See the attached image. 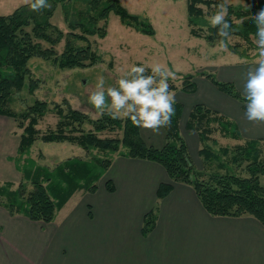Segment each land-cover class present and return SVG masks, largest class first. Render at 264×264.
Segmentation results:
<instances>
[{
    "label": "trees",
    "instance_id": "trees-1",
    "mask_svg": "<svg viewBox=\"0 0 264 264\" xmlns=\"http://www.w3.org/2000/svg\"><path fill=\"white\" fill-rule=\"evenodd\" d=\"M49 9L30 11L23 3L8 14H0V115L12 117L22 128L17 143L16 156L27 159L26 153L38 138L43 141H67L87 151L88 157L69 156L54 167L46 169L37 165L24 170L17 185L11 180L0 183V204L9 213H23L32 220L51 221L56 211L78 190L95 191L97 181L104 174L112 157L121 154L144 158L161 164L170 182L159 183L157 198L165 196L173 182L192 185L203 207L212 215L240 216L249 214L264 226V137H242L236 122L219 111L196 103L189 111L185 127L195 130L200 144L199 155L207 167L197 168L188 151L187 143L180 133L179 119L182 104L173 105L175 115L171 125L165 128L166 140L160 147L148 144L140 135L139 128L126 118L112 119L107 114L92 119L81 110L73 108L64 100L63 106L55 104L53 111L57 120L53 127L40 130L37 127L41 117L48 110V103L36 99L21 112L10 108L11 93L20 89L26 78L30 91L38 85L28 67L32 56H40L60 67L87 66L101 60L100 54L89 40L90 35L102 38L107 34V18L114 11L122 24L147 35H154L151 21L137 13L130 12L120 0H47ZM61 2L63 19L68 31L63 32L51 22L58 3ZM223 0H186L187 25L193 36L203 37L209 43L220 40L217 29L205 19L204 9L213 8ZM264 8V0H244L243 3H228V21L232 24L231 36H239L248 43L240 54L248 56L250 47L256 48L251 36L256 35L255 14ZM214 12L216 11L215 8ZM102 20V25L98 24ZM30 26V29L26 27ZM208 31L205 32L204 28ZM49 43L42 47L36 40ZM64 39L63 48L57 53L55 45ZM77 41H83L78 43ZM230 50L237 52L234 45ZM207 77L218 89L238 99L246 109V99L232 81L219 80L212 72H197ZM146 74H151L149 68ZM194 73L180 74L179 84L169 83V90L181 89L193 92L196 83ZM84 123L91 127L84 128ZM120 131V135L101 136L103 131ZM219 132L223 137L240 141L231 147L220 146L214 151L208 144L214 140L212 134ZM222 155L224 157H222ZM217 159L216 168L212 159ZM45 171L46 175H44ZM23 178L25 181H23ZM46 179L47 181H45ZM31 188L28 189L26 182ZM109 191L114 190L111 180H106ZM155 204L143 218L142 231H150L156 220Z\"/></svg>",
    "mask_w": 264,
    "mask_h": 264
},
{
    "label": "crops",
    "instance_id": "crops-1",
    "mask_svg": "<svg viewBox=\"0 0 264 264\" xmlns=\"http://www.w3.org/2000/svg\"><path fill=\"white\" fill-rule=\"evenodd\" d=\"M230 51L231 61H225L223 53L215 65L207 67L219 80L232 81L243 94L246 74L256 62L251 61L252 55ZM205 69L193 72V92L170 90L182 104L179 129L194 159L199 155L200 140L185 123L196 103L234 120L242 137H264V122L247 120L238 99L197 73ZM8 130L11 132V127ZM139 133L156 147L166 140L165 128L159 134L139 128ZM18 139L19 135L17 143ZM16 150L17 144L7 156ZM6 162L16 169L13 161V166L11 160ZM108 179L113 191L106 187ZM170 181L158 162L115 154L96 190L75 191L51 221L12 214L0 204V264H264V226L257 218L212 215L192 185L184 182H173L168 193L158 199L159 183ZM155 204V224L144 233V215Z\"/></svg>",
    "mask_w": 264,
    "mask_h": 264
},
{
    "label": "rangeland",
    "instance_id": "rangeland-1",
    "mask_svg": "<svg viewBox=\"0 0 264 264\" xmlns=\"http://www.w3.org/2000/svg\"><path fill=\"white\" fill-rule=\"evenodd\" d=\"M120 2L130 12L148 17L156 33L147 35L125 26L121 23L118 15L111 10L107 18V34L102 38L97 35L88 36L92 48L97 50L101 60L87 66L60 67L52 59H45L40 56L30 57L27 65L32 76L39 80L38 85L33 91H30L26 78L20 89L12 91L8 102L10 108L16 112H21L36 99L45 100L48 103V110L37 124L40 130L54 126L58 117L53 108L55 104L66 106L64 100L73 108L85 112L88 117L96 119L100 115L88 103V96L95 89L98 78L101 76L104 78L106 90L109 86H117V80L133 65L143 66L161 63L176 73L175 80L170 79L168 82L179 84L180 76L178 74L193 73L200 68H206L205 70L210 71L207 66L215 65L214 62L223 53V59L227 62L231 61L233 55L228 50L230 49L229 46L234 45L238 53L247 48L248 43L235 35L226 41L227 48L225 50L218 48L219 40L211 44L203 37L191 35L186 21V0H120ZM228 2L240 4L244 0H228ZM23 3L25 0H0V14H8ZM214 13L213 8H207L205 15L211 16ZM169 19H171V23L168 22ZM50 20L63 32L69 30L63 19L61 2L58 3ZM102 23L103 21L100 20L98 24L102 25ZM26 28L30 29V26ZM251 39L254 46H257L258 37L252 35ZM36 40L42 47L49 46V43L44 40ZM77 42L82 43L83 41ZM63 44L64 39L55 45L57 53L61 52ZM247 54L252 55L251 61H257V47H250ZM234 56L237 59L240 57L239 55ZM212 73L214 74V72ZM7 122H9V128L12 129L11 132L8 130ZM83 126L87 129L91 127V124L84 123ZM21 130L22 128L18 127L17 122L12 117L0 116V183H3L4 180H11L16 183L15 187L20 178L22 179L24 170H32L37 165L49 169L66 157H88L90 152L67 141H43L38 138L26 153L27 159L25 161L24 158L16 156V153L9 157L7 155L15 151ZM100 135H120V131L115 128L113 131H103ZM212 137L214 140H210L208 144L214 151L218 150L220 146L231 147L240 142L229 137H223L217 131L212 134ZM201 146L199 144V148ZM188 151L197 168L207 167V163L203 161L201 155L196 154L194 159L190 148ZM222 157L224 156L222 155ZM6 160H11L10 165L13 161L16 169H10ZM212 161L214 168H216L217 159H212ZM43 173L46 175L45 171ZM23 181H25L24 178ZM26 186L28 189L31 188L29 181L26 182Z\"/></svg>",
    "mask_w": 264,
    "mask_h": 264
},
{
    "label": "clouds",
    "instance_id": "clouds-1",
    "mask_svg": "<svg viewBox=\"0 0 264 264\" xmlns=\"http://www.w3.org/2000/svg\"><path fill=\"white\" fill-rule=\"evenodd\" d=\"M30 11L38 12L51 8L47 0H25ZM207 12V7L200 5ZM216 9L211 16L205 15L208 24L217 29L220 37L218 48L225 50L226 41L231 37L232 24L228 17V0L212 6ZM257 26L256 40L258 59L256 66L249 68L243 95L246 99L245 116L250 122H264V8L255 14ZM207 32L208 28L205 27ZM151 74H146L148 69ZM176 73L161 63L133 65L117 80V86L105 90V81L101 76L95 89L88 96V103L100 116L107 114L112 119L126 118L138 128L149 129L159 134L161 128L171 125L175 115L173 105L175 93L169 90L168 81L175 80Z\"/></svg>",
    "mask_w": 264,
    "mask_h": 264
}]
</instances>
